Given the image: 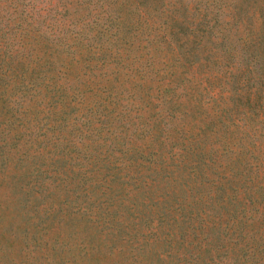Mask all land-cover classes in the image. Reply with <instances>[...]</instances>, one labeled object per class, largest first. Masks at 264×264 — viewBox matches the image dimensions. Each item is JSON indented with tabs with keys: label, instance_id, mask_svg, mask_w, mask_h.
I'll return each mask as SVG.
<instances>
[{
	"label": "rangeland",
	"instance_id": "1",
	"mask_svg": "<svg viewBox=\"0 0 264 264\" xmlns=\"http://www.w3.org/2000/svg\"><path fill=\"white\" fill-rule=\"evenodd\" d=\"M235 4V37L264 34V0ZM111 5L133 25L111 52L86 60L79 40L95 8L78 0H0V30L18 57L10 73L0 69V91L20 93L11 87L28 75L24 63L53 68L43 65L40 84L22 95L16 113L0 104V139L10 125L11 133L23 131L0 155V264L239 261L251 226L244 183L257 172L264 187V132L253 95L225 87L227 60L209 43L200 41L186 58L168 36L161 39L167 29L152 21L149 0ZM60 108L65 123L49 139L47 115ZM66 137L80 153L56 152L48 185L36 187L31 169L40 159L27 157L50 154V142ZM76 164L89 182L71 172ZM195 253L204 260L191 259Z\"/></svg>",
	"mask_w": 264,
	"mask_h": 264
},
{
	"label": "trees",
	"instance_id": "2",
	"mask_svg": "<svg viewBox=\"0 0 264 264\" xmlns=\"http://www.w3.org/2000/svg\"><path fill=\"white\" fill-rule=\"evenodd\" d=\"M17 5L19 0H9ZM142 0H135V3L140 4ZM144 1V0H143ZM192 2L190 11L184 13L183 10L187 8L189 2ZM88 8H95V12L89 15L86 23L89 27L87 32L79 40L85 45L84 58L90 60L96 53L100 52L99 56L104 57V54L111 52L112 46L115 44L119 36H125L126 31L132 27V23L125 21L122 15L112 8L111 0H78ZM236 8L235 0H149V7L147 11H154L152 14V21L164 23L163 27L167 29L159 33V37L164 38L168 36L169 42H173L178 49L179 54L187 51L186 58L192 55L191 49L200 41L209 43L218 57L224 58L226 62V76L224 85L229 90L244 91L246 95H253L255 114L259 117L258 128L264 132V34L260 33L255 36H247V38H236L235 34L238 31L237 23L235 20ZM6 26V23L4 24ZM78 32V31H77ZM40 34L39 32H37ZM43 34V33H41ZM15 47L12 46L7 35L4 31L0 30V69L8 70L10 73L11 65H14L13 59L18 58ZM18 63V62H15ZM43 65L48 66L49 70L53 68L51 63L45 62L44 64L34 63L25 64L23 68L29 70L27 76L23 73L19 74L18 82L21 86L14 85L11 87L16 92L21 89L18 95L13 96L12 93H7L5 90L0 91V104L7 106L12 112L16 113L17 107L23 105L22 95L30 91L35 86L39 85L43 75ZM22 69V68H21ZM23 70V69H22ZM3 72L0 70V80L2 79ZM17 84V83H16ZM59 86L55 90L61 91ZM54 90V88H53ZM52 110L48 115L45 122V134L49 139L61 133L59 130L61 125L65 123V111L61 108L56 111ZM61 111V112H60ZM12 120L8 121L10 125ZM42 126V123L40 124ZM10 125L0 139V155H6L5 147L14 145V141L7 142L13 138L19 139L22 135V130L19 132L11 133ZM98 131V127L96 128ZM55 131L57 132L55 134ZM31 135V132L28 134ZM64 138V136H63ZM113 142L112 140L110 143ZM120 142H117V144ZM50 148L45 154L42 152L32 153L27 157L29 159H40L38 163L32 166V184L36 187L45 184L46 180L43 178L52 177L54 173H47L51 170H56V162L60 159L56 156V152L64 147H72L77 152L81 151L77 148L75 141L71 137H66L64 140H54L50 142ZM48 146L44 143V147ZM56 148V149H55ZM48 149V147H47ZM127 149V146H126ZM132 149V148H130ZM80 153V152H79ZM4 158L3 156H0ZM76 158V157H74ZM41 165H44L42 167ZM72 173L81 183L89 182L90 177L87 175L86 170L82 165L76 164ZM257 172H254L245 185V203L242 209L246 212L243 213L244 219L250 223L249 233L247 239L242 247V255L239 261H234L230 264H264V225L262 228L257 226V221L264 217V187L257 180ZM50 182V179H49ZM213 189L216 196L224 188V185L217 181L214 183ZM76 187L74 185L73 190ZM234 190V188L232 187ZM262 203V205H259ZM263 207V209H260ZM203 258L200 253L193 254L194 260ZM212 261L211 257H208ZM207 261V262H209Z\"/></svg>",
	"mask_w": 264,
	"mask_h": 264
}]
</instances>
